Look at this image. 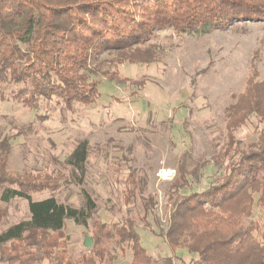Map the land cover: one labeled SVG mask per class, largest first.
<instances>
[{
  "label": "trees",
  "instance_id": "trees-1",
  "mask_svg": "<svg viewBox=\"0 0 264 264\" xmlns=\"http://www.w3.org/2000/svg\"><path fill=\"white\" fill-rule=\"evenodd\" d=\"M238 21L264 23V0H0V98L10 89V99L28 108H36L41 99H55L65 108L96 104L100 82L92 79L97 73L89 63L98 55L111 56L108 66L115 68L104 74L106 80L124 85L117 66L150 63L149 42L155 31L204 35ZM257 77L251 65L243 92L232 96L224 109L226 141L212 161L221 172L220 181L171 199L167 236L190 257L187 262L178 258L181 264H264V220L251 219L254 205L264 212V78ZM14 87L17 91L11 90ZM252 118L255 129L260 126L257 142L243 148L235 133ZM14 136L0 141V203L26 200L29 218L0 233V248L10 245L15 262L104 264L113 259L108 246L114 244L129 250L127 264H156L132 221L96 226L92 249L77 259L60 251L58 240L66 222L86 227L96 205L83 190L79 208L54 198L32 201L31 193L42 185L6 172ZM87 157L88 143L83 140L67 159L78 184ZM178 173L172 194L183 192L194 171L186 172L180 164ZM126 182L125 195L132 199L135 183L132 177ZM154 204L151 199L144 202L142 221ZM3 214L0 209V219ZM161 264L174 261L165 257Z\"/></svg>",
  "mask_w": 264,
  "mask_h": 264
},
{
  "label": "rangeland",
  "instance_id": "rangeland-1",
  "mask_svg": "<svg viewBox=\"0 0 264 264\" xmlns=\"http://www.w3.org/2000/svg\"><path fill=\"white\" fill-rule=\"evenodd\" d=\"M149 43L153 45L150 63L117 66V77L124 85L106 80L104 74L115 69L108 66L111 56L107 53L90 61L97 73L91 77L100 82L101 98L96 104L65 108L55 99H41L36 108H28L10 99V89L0 98V141L16 136L7 157V174L42 185L40 191L31 193L32 201L54 198L79 208L83 190L96 205L86 227L67 221L58 240L60 251L73 259L92 249L96 226L132 221L156 264L165 257H171L174 264H181L178 258L187 262V251L172 245L167 236L171 199L220 181L221 172L212 161L226 141L224 109L232 96L243 92L251 65L257 79L264 78L261 22H233L204 35H175L163 29L155 31ZM256 126L252 118L235 133L241 147L257 142L260 126L258 130ZM83 140L88 143V157L78 184L67 159ZM180 164L195 175L188 178L183 192L172 194ZM131 177L136 194L129 199L126 180ZM148 199L155 203L154 209L142 221V205ZM0 209L4 212L0 233L29 218L24 199L0 203ZM251 219L264 220V212L256 205ZM85 237L92 240L90 248L83 246ZM108 247L113 259L104 264L130 261L128 249ZM10 250V245L0 248V264H19ZM31 264H47V260H31Z\"/></svg>",
  "mask_w": 264,
  "mask_h": 264
},
{
  "label": "water",
  "instance_id": "water-1",
  "mask_svg": "<svg viewBox=\"0 0 264 264\" xmlns=\"http://www.w3.org/2000/svg\"><path fill=\"white\" fill-rule=\"evenodd\" d=\"M92 245V240L89 237H85L83 241V246L85 248H90Z\"/></svg>",
  "mask_w": 264,
  "mask_h": 264
}]
</instances>
